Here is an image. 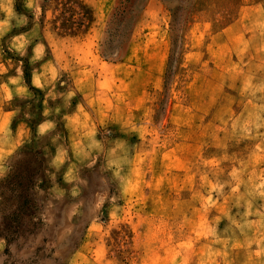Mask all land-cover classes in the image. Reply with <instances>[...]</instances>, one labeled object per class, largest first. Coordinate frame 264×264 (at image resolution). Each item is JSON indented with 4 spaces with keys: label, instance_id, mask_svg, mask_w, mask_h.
<instances>
[{
    "label": "rangeland",
    "instance_id": "rangeland-1",
    "mask_svg": "<svg viewBox=\"0 0 264 264\" xmlns=\"http://www.w3.org/2000/svg\"><path fill=\"white\" fill-rule=\"evenodd\" d=\"M0 87L44 222L0 264H264V0H0Z\"/></svg>",
    "mask_w": 264,
    "mask_h": 264
},
{
    "label": "trees",
    "instance_id": "trees-1",
    "mask_svg": "<svg viewBox=\"0 0 264 264\" xmlns=\"http://www.w3.org/2000/svg\"><path fill=\"white\" fill-rule=\"evenodd\" d=\"M15 165L12 172L0 184L7 191L0 201V238L6 241L5 253L10 254L11 247L21 240L26 232H31L36 225H44L42 217L37 215L40 206L35 197V187L41 180L36 176L35 166ZM55 262L59 257H54Z\"/></svg>",
    "mask_w": 264,
    "mask_h": 264
},
{
    "label": "crops",
    "instance_id": "crops-1",
    "mask_svg": "<svg viewBox=\"0 0 264 264\" xmlns=\"http://www.w3.org/2000/svg\"><path fill=\"white\" fill-rule=\"evenodd\" d=\"M74 84L76 88L84 94L85 90L89 88V83L83 76H77ZM10 96V88L5 89L0 87V175H3L6 172L8 168L7 159L9 155H11L13 151L27 138L29 130L23 120L19 122L17 121L15 127L13 128L9 124L10 114L13 116L14 111L9 108H3L2 104L3 100H9ZM84 96L86 97V94ZM72 115L78 116L77 112ZM47 121L48 120L46 118L40 120L37 124H35V130L38 132H44L46 129L43 128H46Z\"/></svg>",
    "mask_w": 264,
    "mask_h": 264
}]
</instances>
